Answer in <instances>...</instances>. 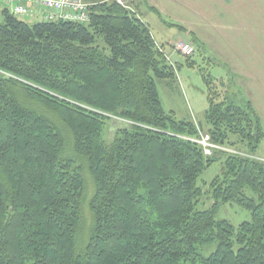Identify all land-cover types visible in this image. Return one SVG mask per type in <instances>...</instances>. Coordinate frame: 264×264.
I'll return each mask as SVG.
<instances>
[{"label": "trees", "instance_id": "obj_1", "mask_svg": "<svg viewBox=\"0 0 264 264\" xmlns=\"http://www.w3.org/2000/svg\"><path fill=\"white\" fill-rule=\"evenodd\" d=\"M84 1L86 24L2 13L0 264H264V125L235 77L203 74L204 119L177 120L156 79L177 80L178 64L149 24L118 0ZM205 135L238 154L207 156ZM219 161L199 210L198 181ZM234 203L251 216L237 228L217 219Z\"/></svg>", "mask_w": 264, "mask_h": 264}, {"label": "rangeland", "instance_id": "obj_2", "mask_svg": "<svg viewBox=\"0 0 264 264\" xmlns=\"http://www.w3.org/2000/svg\"><path fill=\"white\" fill-rule=\"evenodd\" d=\"M120 2L123 6L139 12L142 20L149 24L157 44L165 45L162 46L165 57L169 56L172 62L178 64L177 80L156 79L166 112H175L179 121L186 118L202 121L204 111L209 105L203 74L210 76L219 84L218 81L225 80L232 70L238 74L240 81H244L241 90L245 92L247 98L255 101L259 113H262L264 125V89L260 86V83L264 86V0H230L226 10L221 8L222 0H120ZM2 9L3 7L0 8V13ZM18 18L29 25H35L40 21L39 18L31 19L25 16ZM195 34L201 36L207 45L194 46ZM179 43H188L195 49V53L190 57L195 62L194 68L187 64L188 58L173 47ZM221 59L227 61L228 67L225 62H220ZM238 63L241 66H238ZM247 88L250 95L247 94ZM118 122L126 123L116 121L109 124L104 135L107 143L114 141ZM256 158L264 160V141ZM221 170L222 162L219 161L205 170L198 181V185L205 193L197 207L199 210L209 209L213 205L206 192L209 183L221 175ZM249 194L255 196L251 191ZM220 208L217 219L228 220L235 228L251 220L250 213L238 204ZM84 218V228L80 235L82 245L86 244L85 239L91 224L88 208L85 209ZM218 247L219 244L216 243L200 248L199 253L208 259Z\"/></svg>", "mask_w": 264, "mask_h": 264}, {"label": "built area", "instance_id": "obj_3", "mask_svg": "<svg viewBox=\"0 0 264 264\" xmlns=\"http://www.w3.org/2000/svg\"><path fill=\"white\" fill-rule=\"evenodd\" d=\"M7 6L11 14L17 17L27 16L30 14L29 5L42 10L45 22L66 21L75 22L79 24H86L89 21L88 10L90 4L84 0H0ZM119 3L120 0H118ZM178 47H177V46ZM175 50L182 53L185 58L193 56L195 49L190 44L179 43L173 46ZM168 62L175 66L176 62L167 57ZM197 142L202 145L207 156H212L215 150H229L223 149L211 143V138L205 135ZM232 153H236L229 150Z\"/></svg>", "mask_w": 264, "mask_h": 264}, {"label": "crops", "instance_id": "obj_4", "mask_svg": "<svg viewBox=\"0 0 264 264\" xmlns=\"http://www.w3.org/2000/svg\"><path fill=\"white\" fill-rule=\"evenodd\" d=\"M229 1L230 0H222V5H223V7H221L222 9H225V8H227V4H229ZM230 5H232V3H230ZM1 7H3V9H2V11H1V13H0V15H1V20H2V13H3V11L4 10H6V9H9L7 6H5L1 1H0V8ZM29 7V9H30V14L29 15H27V16H25V17H28V18H31V19H36V18H39L40 19V21H37V23H39V22H43L44 21V15H45V13L42 11V10H40V9H38V8H35L34 6H32V5H29L28 6ZM226 10V9H225ZM196 35V34H195ZM196 37H197V39L203 44V45H207V43H205L204 42V40L202 39V37L201 36H197L196 35ZM158 43V42H157ZM171 43V42H170ZM169 43V44H170ZM188 44V43H187ZM244 60V59H243ZM245 61V60H244ZM220 62L221 63H223V62H225L226 64L225 65H227V67H228V64H227V61H225V59H221L220 60ZM246 62V61H245ZM238 66H241V64L240 63H238L237 64ZM229 69H230V67H229ZM248 69V68H247ZM231 70V69H230ZM233 75V77H235V81H236V85H237V89H239V90H241L242 89V85H243V82L244 81H240V79H238V74L235 72H233L232 70L230 71V74H228L227 75V77L225 78V80L227 81L228 79H229V77H231ZM249 75V74H248ZM240 76V75H239ZM240 77H243V78H251L252 76L251 75H249V77L248 76H240ZM228 78V79H227ZM252 79V78H251ZM239 84H241V86L239 85ZM260 86L264 89V86H262L261 85V83H260ZM236 90V89H235ZM242 91V94H243V96H244V98L246 99V100H248V101H251L252 102V104H253V106H254V108H255V110H256V112L257 113H259V108H258V106L256 105V103H255V101H252V99H249V98H247L246 97V94H245V92L243 91V90H241ZM246 91H247V94H249L250 95V91H249V88H247L246 89ZM189 110H190V112H191V108H190V106H189ZM207 109H205V111H206ZM205 111H204V113H205ZM175 113V112H174ZM176 114V113H175ZM204 115V114H203ZM259 115L261 116L262 115V113H259ZM192 116V115H191ZM193 117V116H192ZM261 119H262V116H261ZM184 120H191V119H184ZM195 122H200L199 120H196V119H193ZM262 123H263V119H262Z\"/></svg>", "mask_w": 264, "mask_h": 264}]
</instances>
